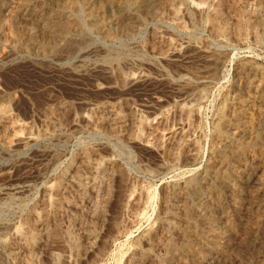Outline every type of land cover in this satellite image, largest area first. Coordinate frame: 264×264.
I'll use <instances>...</instances> for the list:
<instances>
[{
	"label": "rangeland",
	"instance_id": "374dc122",
	"mask_svg": "<svg viewBox=\"0 0 264 264\" xmlns=\"http://www.w3.org/2000/svg\"><path fill=\"white\" fill-rule=\"evenodd\" d=\"M131 1L0 0V264H264V0Z\"/></svg>",
	"mask_w": 264,
	"mask_h": 264
},
{
	"label": "bare ground",
	"instance_id": "6f19581e",
	"mask_svg": "<svg viewBox=\"0 0 264 264\" xmlns=\"http://www.w3.org/2000/svg\"><path fill=\"white\" fill-rule=\"evenodd\" d=\"M109 1H111V2H113L114 0H109ZM151 1L152 0H132L131 1V3L130 4H124V5H131V6H135L136 8H139V9H141V10H144V12H146L147 13V11H148V7H149V5L151 4ZM162 1V0H161ZM120 6V5H119ZM122 6V5H121ZM49 21V20H48ZM95 21V20H94ZM64 23V22H63ZM67 23V22H66ZM95 24V23H94ZM94 24H92V25H94ZM48 28H49V34H50V36L52 37V38H56V37H60V35H65V34H67V31H68V25L67 24H63V26L61 27V29H59V30H55L54 28H52V29H50L51 27H53L54 26V23H49V22H47L46 24H45ZM95 25H97V24H95ZM94 25V26H95ZM70 26V25H69ZM95 27H97V26H95ZM128 27V26H127ZM59 31V32H58ZM79 31V30H78ZM81 31H82V29H81ZM81 31H79L80 33L79 34H81ZM184 32V31H183ZM108 36V35H107ZM62 39L64 40L63 41V43H66V44H68V41L69 40H67V38L65 37V36H63L62 37ZM57 41V40H56ZM70 44V43H69ZM206 50H208V49H206ZM209 50H210V48H209ZM53 51V50H52ZM40 53V52H39ZM202 53V52H201ZM205 54V53H204ZM194 56V55H193ZM204 57H205V59H206V56L205 55H203ZM194 58V57H193ZM192 59V58H191ZM207 59L209 60L208 61V63L207 64H209L212 68L210 69V72L211 73H213L214 72V69H215V67H217V66H219L220 65V63H221V61H222V56L220 55V54H217V53H210V54H208V56H207ZM206 63V62H205ZM206 64V65H207ZM188 67V66H187ZM201 67V66H200ZM209 72V73H210ZM208 73V72H207ZM119 75V74H118ZM245 76V75H244ZM133 77V76H132ZM210 77V76H209ZM201 79V78H200ZM211 79V78H210ZM250 79V78H249ZM121 80V79H120ZM202 80V79H201ZM186 82V81H185ZM126 83V82H125ZM204 84H205V82H204ZM197 87V86H196ZM201 87V86H200ZM188 90H190V89H188ZM194 92V91H193ZM184 94V93H183ZM197 94V93H196ZM241 98H243V97H241ZM245 100V99H244ZM249 101V100H248ZM237 109H239V108H237ZM238 111V110H237ZM236 112V111H235ZM223 114V113H222ZM233 114V113H232ZM234 115V114H233ZM222 128L223 127H218V132H219V134L221 135V133H222ZM55 130V129H54ZM232 131V130H231ZM234 131V130H233ZM232 133V132H231ZM26 134V133H25ZM240 135V134H239ZM46 137V136H45ZM237 137H239V136H237ZM137 139V138H136ZM217 142V141H216ZM195 144V143H194ZM27 145V144H26ZM252 145V144H251ZM196 148V147H195ZM250 150V147H248V146H242V145H240L239 147H238V151L239 152H247V151H249ZM262 152V151H261ZM262 154V153H261ZM259 155V154H258ZM231 156V155H230ZM187 157V156H186ZM190 157V156H189ZM195 157V156H194ZM221 159V158H220ZM221 160H223V159H221ZM175 161V160H174ZM108 176V175H107ZM129 179V178H128ZM190 193H193V192H195V189H196V181H194V180H191V181H189V184L187 185V188H186ZM118 193V192H117ZM115 194V193H114ZM115 198V197H114ZM123 201V200H122ZM112 204V203H111ZM112 206H113V204H112ZM110 208H112V207H110ZM122 208V207H121ZM114 213V212H113ZM111 217V216H110ZM113 217V216H112ZM111 217V218H112ZM108 220V219H107ZM110 221V220H109ZM108 223V222H107ZM184 224V223H183ZM107 225V224H106ZM113 225V224H112ZM109 226V225H108ZM115 226V225H114ZM115 227H117V226H115ZM114 227V228H115ZM107 228H109V227H107ZM104 231V230H103ZM109 233H111V232H109ZM108 233V234H109ZM107 234V233H106ZM113 235V234H112ZM115 235V234H114ZM100 238V237H99ZM104 238V237H103ZM74 239V238H73ZM98 242V241H97ZM110 242V241H109ZM0 244H1V242H0ZM109 244V243H108ZM98 245H100V244H98ZM98 247V246H97ZM105 247V246H104ZM107 247V246H106ZM99 250V249H98ZM104 250V249H103ZM100 251V250H99ZM102 251V250H101ZM170 258H171V256H168V255H166V258H164L163 259V261H162V263L161 264H169V261H170Z\"/></svg>",
	"mask_w": 264,
	"mask_h": 264
}]
</instances>
